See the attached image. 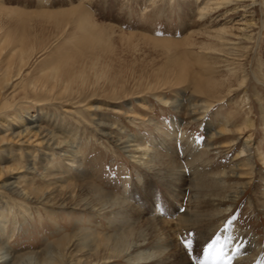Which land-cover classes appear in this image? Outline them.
<instances>
[{
	"label": "rangeland",
	"instance_id": "obj_1",
	"mask_svg": "<svg viewBox=\"0 0 264 264\" xmlns=\"http://www.w3.org/2000/svg\"><path fill=\"white\" fill-rule=\"evenodd\" d=\"M4 2L5 6L11 7L17 4L26 10H60L82 5V8L87 10L90 21H96L97 25L109 24L127 33L134 31L151 38H166L174 41L182 40L184 31H180L183 23L181 19L185 21L187 19L183 17L186 16V8L178 5L177 0H158L156 6L152 5L151 0H48L43 4L40 1L37 3L36 0H4ZM261 2L260 6L264 9V1L261 0ZM194 11L195 9L191 12L192 15ZM2 19L0 16V20ZM192 20L193 16H190L188 24L192 23ZM36 23L34 22L33 27H31V32L43 38L44 46L38 45L34 49L30 67L24 71V74H27L23 75L21 80L25 83L30 79L35 80L38 78V81H42L38 82L37 86L47 83L45 89L49 87L52 90L54 98L53 95L50 96L53 101L20 100L11 109H7L3 114H0V125L1 122L10 123L6 119L9 115L21 114L23 116L26 115L27 110L34 113L40 110L48 111L51 114L48 116L51 129L60 134L59 140L64 141L65 139L66 141V137L69 135L68 131L63 130L61 126L73 131L74 135L77 133L75 135L76 142L72 143V147H66L65 141L60 146L71 151L79 148L78 154L82 157L83 174L87 172V175H84L86 178H83V174L81 172L78 174L79 171L75 170V167L70 171L69 176L72 179L67 176L70 182L91 181L114 198H123V200L138 206L144 205L142 210L146 212L147 216L152 210L159 208L161 211L157 213V216L165 214L166 219L173 218V216L171 217L170 208L172 204L179 205L181 212L189 207L191 188L188 187L187 193L184 192L183 196L180 195L178 200H173L171 195H167L169 192L167 187L156 179L157 177L154 174L142 168L121 148V145L116 146V142L112 138L100 132L94 124L96 123L94 117H97V119L102 117L105 121L112 123V126H102L108 128V131L120 132L119 128L122 127L131 134L144 136L147 141L156 140V143L161 141L163 134H166L165 132L171 134L175 130L180 131V135L171 134L174 136H172V144L178 151L183 150L187 140L192 138L198 145L194 144V146L192 145L193 148L190 149L197 155L186 158L185 155L176 153L177 160L179 163L181 162L180 165L183 170L189 174L199 170L197 173L200 177L201 172L209 174L210 172L228 170L231 167L233 170L234 164L244 158L242 156L236 159L237 154L244 145V140L248 135L253 134L252 147L256 161L255 172L250 176L246 173L249 170L245 168L241 171V175L230 173L225 177L224 188L221 190L218 186L221 194L233 193L237 188L240 191L242 190L241 194L234 201H227L222 204L223 206H216L217 210H221L223 207L228 208L227 211L216 214V217L206 215L207 217L204 216L205 218L202 217L200 221H195L193 224L190 221L187 228L186 223L181 222L178 225L176 223L173 228L176 229L174 236L178 245L175 244L174 246L182 249L190 264H264V114L261 113L259 104H257L254 97L257 92L258 95L260 94L264 98V33L260 36L259 42L254 48L256 50L248 59L249 62L247 61L250 75L246 87L237 90L238 92L235 91L229 98L226 97L221 101L194 92L192 79H181L182 66L189 67L188 70L192 72L191 74L202 72L201 66L192 56L186 53L178 55L174 50H165L159 44L148 42L139 37H127L114 33L111 35L110 49L112 52H105V55L101 56L106 63H109L112 73L117 72L116 74H119L123 86L120 85V88L119 83H116L112 89L110 85L107 86L106 90H98L97 87L92 86L89 88V85L87 88L85 86L84 88H74L73 92H70L73 94L72 99H68L70 103L67 102L69 103L67 104L62 100L65 99L66 95L58 94L64 90L61 84L63 82L60 80L54 82L43 74L49 72L52 66L58 63L57 61L61 58V55L66 53L71 46L69 42L72 41L76 24L71 21V24H67L64 30H58L62 32L58 37L59 32L55 30L51 22L39 23L36 21ZM42 49H47L44 54L40 53ZM8 58L9 55L0 57V67L5 66L9 60ZM178 59L181 60V63L176 62ZM253 72L255 76H253ZM242 74L244 72L240 69L236 75L238 82L242 80ZM42 76L43 79L47 80L44 81ZM51 83H54V86ZM20 87L21 85H19ZM21 95H27V90L21 91ZM34 95L39 99L44 94L35 93ZM181 96L187 106L190 100L206 98V100L211 101L212 108L203 114L198 112L190 115L187 113V108L181 113L171 104H166L161 100L164 97L169 101H173L182 98ZM139 99L148 101L149 108L140 107L138 105ZM102 104L103 109L96 108V106ZM117 107L122 109L124 113H117ZM129 112H131V117L127 116ZM249 114L253 116L256 122L253 129L245 130L243 133L236 131L233 134H224L214 140L211 139L207 130L209 123H216L215 127L219 129L223 126V117L227 116L232 124H236L237 127L246 121ZM175 122H177L176 129L174 128ZM15 123L20 122L18 120ZM155 123L162 128L157 130ZM117 134L118 132L114 133V135ZM69 136L73 140L72 135ZM233 139L236 140V143H233ZM209 143H213L210 144V148L208 147ZM17 145L18 142L16 141H9L4 145L0 144V156L3 158L0 164L9 168L0 173V182L8 177L14 181L19 178V175L27 174L28 180H32V186L35 188L43 189L46 186L47 188L52 186L48 185L50 184L49 179H46L48 177L44 178L35 173L34 170L27 169L25 171V168L21 167V165H26L29 160L26 151H23L24 155L22 156L14 154L12 160L10 154H4L5 147H16ZM37 147L41 148L43 146L36 145V148L30 146L32 154H36V152L38 154L35 160L38 172L40 169L43 170L44 165L47 171L50 170L49 164L51 162H60L62 166L65 165L64 162L71 163L69 160L64 159L66 155L64 156L62 153H65V151H60L59 148L53 150L55 152V155H53L52 150L48 152L44 148L38 149ZM53 147H56V145ZM157 147L165 152L160 145H157ZM51 170L56 171L54 168ZM65 170H67L66 167ZM234 170L237 171V169ZM239 176L246 177L242 179ZM51 180L53 181L54 178ZM208 180L206 187L211 189L214 185L209 178ZM243 180H247V185H241ZM142 186H146L145 189L148 190V193L150 192V197H147L141 189ZM213 188L217 189V186ZM6 191L0 189V211L4 210L3 208L7 205V209L4 211L7 218L5 223L1 222L0 216V247H4V250L12 249L10 251H14L12 254L41 251L50 244L52 245L63 239V237L73 234H84L87 242L91 243L92 249L95 248L96 250L98 247L101 250L108 241V239H102V236L105 234L110 235L109 239L112 240V238L118 236L119 232L130 227L129 225L124 226L125 221L118 219L116 216L113 217L107 210L97 211L59 204L38 203L35 200H24L20 196L17 198L10 191ZM214 191L216 190H211V192ZM209 207L206 206L202 209L203 215ZM172 220L176 221L177 219L174 217ZM90 232L96 237L86 236ZM170 235L173 237L172 234ZM65 239L67 240V237L63 240ZM149 240L153 241L152 244H155L151 234H149ZM166 240L168 239L166 238ZM189 242L190 247L187 246ZM210 245H214L211 251H209ZM7 251L9 252V250ZM109 264L138 263L128 260L126 257H119Z\"/></svg>",
	"mask_w": 264,
	"mask_h": 264
},
{
	"label": "bare ground",
	"instance_id": "obj_2",
	"mask_svg": "<svg viewBox=\"0 0 264 264\" xmlns=\"http://www.w3.org/2000/svg\"><path fill=\"white\" fill-rule=\"evenodd\" d=\"M36 1L37 3L40 1L43 4L48 0ZM157 1L158 0H151L152 5L156 6ZM177 1L178 5L181 7L184 6L187 11L186 16L182 15L187 19L186 21L181 19L183 23L180 31H184V36H182V40L179 41L166 38L155 39L135 33L134 31L127 33L109 24L97 25L98 23L96 21H90V16L87 14V10L82 8V5L80 7L76 5L73 8L60 10H26L17 4L11 7L5 6L4 0H0V16L3 18L0 20V57H2V55H9V60L5 66L0 67V114H3L7 109H11V107L20 100L34 99L48 102L53 101L51 100V96L53 95L52 90L49 87L45 89L47 83L37 86L38 82L42 81H38V78L35 80L30 79L29 81H25V83L21 80L22 76L27 74H24V71L30 67L34 49L38 45L44 46V42H42L43 38L31 32V27H33L34 22L37 24L36 21L39 23L51 22L57 31L64 30L67 24H71V21L76 24L75 32L71 39L72 41L69 42L71 46L66 53L62 54L63 56L61 55V58L57 61L58 63L53 65L49 72L43 74L54 82L57 80L63 82L61 84L64 90L58 94L63 96L66 95L65 99H62L63 102L66 103H70L68 99H72L71 96L73 94L70 92H73L74 88H84V86L87 88L89 85V88L92 86L94 88L97 87L98 90H106L107 86L110 85L112 89L116 83H119V87L120 85L123 86L122 82H120L121 79H119V74L117 75V72L113 74L109 63H106L101 56L105 55V52H112L110 49L112 42L111 35L114 33H119L127 37H139L148 42L159 44L162 46L161 48L165 50H174L178 55H184V53H186L192 56L197 60L198 65L201 66L200 69L202 72L191 74L192 72L188 70L189 67L182 66L181 79H192V82H194L192 84L193 90L196 93L207 95L217 101H221V99L226 97L229 98L235 91L244 89L250 75L248 59L254 50H256L254 48L258 44L260 36L264 33V9L260 6L262 3L261 0ZM194 9L195 11L192 15L191 12ZM190 16H193V20L192 23L188 24ZM83 19L87 20L83 21ZM63 24L64 26H62ZM60 31H58V37L62 33ZM46 50L47 49H42L40 53L44 54ZM176 62L181 63V60L178 59ZM240 69L243 70L244 74H242V80L238 82L236 80V75ZM253 76H255V73ZM43 80L46 81L47 79ZM51 84L54 86V83ZM19 85H21L20 88ZM22 88L23 90H21ZM25 90H27V95L22 96L21 91ZM35 93L44 95H41L40 97L42 98L38 99L35 97ZM254 97L257 104H259L261 113L264 114L263 96L260 94L258 95L256 92ZM247 99L249 98L247 97ZM161 100L166 104H171L181 113L187 108V113L190 115L197 114L198 112L203 114L212 108L211 101L206 100V98L190 100L188 106L185 104L183 97L173 101H169L162 97ZM138 105L144 109L149 108L148 101L146 100L139 99ZM118 107L116 108L117 113H124V111ZM96 108L103 109V104L96 106ZM251 109L250 112L252 113ZM31 112L32 111L27 110L26 115L23 116H21V114H13L7 116V118L5 117L10 123L1 122L0 144L4 145V143H8L9 141L18 142L16 147H5L4 154H10L12 160L14 154L22 156L24 155L23 151H26L29 160L26 165H21V167L25 168V171L27 169L34 170L35 173H38L42 177H48L46 178L47 180L49 179L48 182H50L48 185L52 186L49 188L46 186V188L43 189L35 188L32 186V180H28L27 174H23L19 175V178L14 181L10 180L9 177L5 178L4 181L0 182V189L10 191L16 195L17 198L20 196L24 200H35L38 203L59 204L97 211L107 210L113 217L116 216L118 219L125 221L124 226L127 227L129 225L130 227H127V230L119 232L118 236L112 238V240L109 239L110 235L107 236L105 234L102 236V239H108V241H106L104 248L101 250L98 247L96 250L95 248L92 249L91 243L89 244L87 242L84 234L65 236L67 240H63L65 238L63 237V239H60L52 245L50 244L44 250L31 251L25 254H12L14 252H10L12 249L10 250L8 248V252L4 250V247V249L0 247V264H109L116 261L119 257H126L128 260H133L138 264H190L185 258L186 256L182 252V249H178L177 246H174L176 244V238L174 236L176 229H174L173 226L176 225V223L178 225L183 222L186 223L187 228L189 225L188 222L190 221L192 222L191 224H193L195 221H200L202 217L206 215H214L216 217V214L218 215L219 213L227 211L228 208L226 207L217 210L216 206H220L227 201L236 200L242 190L240 191V189L237 188L233 193L226 192L225 194H221L218 186H220L219 188H221V190L224 188L226 181L225 177L230 173L236 175L237 173L242 174L241 171L245 168L249 170L246 173L250 174V176L255 172L256 161L252 147L253 134L248 135L246 140H244V145L237 154L238 156L236 159L242 156H244V158L234 164L233 170L231 167L230 169L228 168V170L214 173L210 172L209 174L201 172L202 174L200 177L197 173L199 170L189 174L183 170L180 165L181 162L179 163L177 160L176 153H181L185 155L186 158L197 155V153H193L190 149L192 145H198L192 138H187V144L183 146V150L178 151L172 144L173 135L171 134L180 135V131L178 132L175 130V132L171 134L165 132L166 134H163L161 141L159 140L160 142L157 141L156 143V140L147 141L144 136L131 134L122 127L119 128L120 132L108 131V128L106 129L102 126H112L113 124L105 121L102 117H98V119L94 117L96 118V123L94 124H96L100 132L112 138L116 142V146L121 145V148L133 158V161L154 174L155 177H157L156 179L167 187L169 191L167 195H171L173 200H178L180 195L183 196L187 193L188 187L191 188L190 204L185 211L181 212L179 205L172 204L170 208L171 217L173 216V218L171 219H166L164 216L165 214L157 216V213L161 211L159 208L157 210H152L149 216H147L146 212L142 210L144 205L138 206L127 200H123V198H114L91 181L85 180L80 183L70 182V171L75 167V170L79 171L78 174L80 172L83 174L84 171L82 157L78 154L79 148L73 151L68 149L73 146L72 143L76 142L75 135L77 133L74 135L73 131H69L61 126L63 130L68 131V134L73 137V140H71L72 138L69 135H67V137L65 136L67 140L65 141L64 139V141L68 148L64 149L60 146V144L64 142L59 140L60 134H57L56 131L51 129V124L48 120V116L51 114L45 110H40L37 113L32 112L34 114ZM130 113L131 112H129V114L126 113L128 117L132 116ZM16 119H18L20 123H15L16 121L18 122ZM223 119V126L219 129L215 127L216 123L214 122L209 123L207 126L212 140L224 134H233L236 131L243 133L245 130L253 129L256 126L255 119L250 114L247 116L246 121L237 127L236 124H232L227 116L223 117ZM176 127L177 122L174 123V128L176 129ZM155 128L160 130L162 127L155 123ZM117 132L118 134L114 135V133L116 134ZM235 139H233V143H236ZM210 144L213 143L208 144L209 148ZM36 145L40 147L43 146L41 148H44V150L48 152L56 148H59L60 151H65L67 154L63 152L64 154L62 153V155H66L64 159L69 160L71 163L64 162L65 165L62 166L60 162H51L49 164L50 170L48 169L47 171L44 165L43 170L40 169L41 171L39 170L38 172L35 162L38 154L37 152L36 154H32L30 148V146L36 148ZM55 145L56 147H53ZM157 145H160L165 152L161 151ZM37 148L41 149L39 147ZM15 151L19 152L16 153ZM53 155H55L54 151ZM2 160L3 158L0 156V161ZM65 167L67 170H65ZM52 168L56 169V171H52ZM8 169L9 168L0 164V173ZM234 169H237V171ZM84 175H87V172L82 175L83 178H86ZM239 177L245 179L246 176ZM53 178L54 180H51V182L50 179ZM208 178L212 181L213 187L217 186V189L213 187L208 189L206 187L209 181ZM70 179H72V177ZM246 181L243 180L241 185H247ZM145 187L142 186L141 189L146 193L147 197H150V192L148 193ZM212 189L216 191L211 192ZM142 190L141 193L143 192ZM206 206L210 207L203 215L202 209ZM6 207L7 205L5 208L2 207L4 210L0 211L1 222L3 223L7 220L4 213L7 209ZM174 217L177 219L176 221L172 220ZM169 233L172 234L173 237H171ZM149 234L154 238L155 244H152L153 241L149 240ZM87 235L93 236L94 238L96 237L92 232L87 233L86 236ZM166 238L168 240L165 241Z\"/></svg>",
	"mask_w": 264,
	"mask_h": 264
},
{
	"label": "snow or ice",
	"instance_id": "obj_3",
	"mask_svg": "<svg viewBox=\"0 0 264 264\" xmlns=\"http://www.w3.org/2000/svg\"><path fill=\"white\" fill-rule=\"evenodd\" d=\"M187 246H189V247L191 246L190 242H189V244H188ZM213 247H214V245H210V246H209V251H211V249H212Z\"/></svg>",
	"mask_w": 264,
	"mask_h": 264
}]
</instances>
